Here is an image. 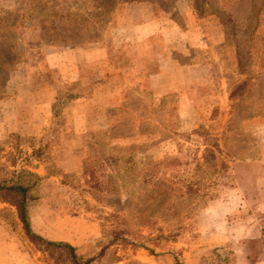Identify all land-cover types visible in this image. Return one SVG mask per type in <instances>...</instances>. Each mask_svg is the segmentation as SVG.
<instances>
[{
	"label": "rangeland",
	"instance_id": "rangeland-1",
	"mask_svg": "<svg viewBox=\"0 0 264 264\" xmlns=\"http://www.w3.org/2000/svg\"><path fill=\"white\" fill-rule=\"evenodd\" d=\"M12 183L35 184L33 231L93 264H232L233 241L258 257L264 0H0ZM13 200L0 192L13 263L64 264L30 243Z\"/></svg>",
	"mask_w": 264,
	"mask_h": 264
},
{
	"label": "trees",
	"instance_id": "trees-1",
	"mask_svg": "<svg viewBox=\"0 0 264 264\" xmlns=\"http://www.w3.org/2000/svg\"><path fill=\"white\" fill-rule=\"evenodd\" d=\"M216 149L219 152V149ZM206 152L210 153L211 151L206 150ZM30 175L38 179V176L34 174ZM34 185L35 184L25 186L20 183H12L10 185L0 184V192L7 193L13 197L14 200L12 201V205H14L17 209L18 218L30 243L46 251L59 252L60 259L64 264H93L95 262V258L85 259L79 256L76 248L71 244L65 242L47 241L33 231L28 211V204L30 201L28 195Z\"/></svg>",
	"mask_w": 264,
	"mask_h": 264
},
{
	"label": "crops",
	"instance_id": "crops-1",
	"mask_svg": "<svg viewBox=\"0 0 264 264\" xmlns=\"http://www.w3.org/2000/svg\"><path fill=\"white\" fill-rule=\"evenodd\" d=\"M144 11H146V14H148V18H146L144 21H139L138 24H132L137 33V31L143 30V37H142V41H146L149 38H151L152 36H154V32H152V23H153V19L152 17H149V8L147 6H144V8H142ZM130 27L131 25H127L125 26L122 25V27ZM141 28V29H140ZM137 35V34H136ZM123 45H120L117 48H122ZM105 51V55H109L110 50L108 49H104ZM144 55H142L141 58H145L148 55L151 56V60L154 59V61H158L159 65H162L163 61L165 60H170L171 58L168 57V54L166 55H161L159 54L158 51V56H154V54L152 55V53H146L144 51L143 53ZM148 56V57H149ZM149 59V58H148ZM167 75L166 73L162 72L159 73L158 75H155L154 79H157L159 77H163ZM255 204L258 205V203L255 202ZM225 207V206H224ZM226 215V214H223ZM2 228H0V264H14L11 258V254H10V249H11V244H10V236H4L2 234ZM230 238H228L229 240ZM231 241V240H230ZM234 245L230 246V249H232L235 253V255L232 256L233 258V262L232 264H264V250H262L260 252V254L258 255V257H254L252 255H250V252L248 251V249H246L245 245H243V243L238 242V244H235V242H231Z\"/></svg>",
	"mask_w": 264,
	"mask_h": 264
}]
</instances>
